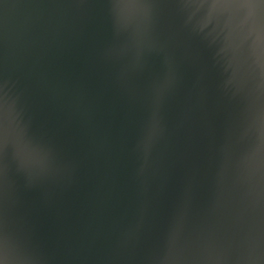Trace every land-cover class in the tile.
Returning <instances> with one entry per match:
<instances>
[{"label": "water", "instance_id": "1", "mask_svg": "<svg viewBox=\"0 0 264 264\" xmlns=\"http://www.w3.org/2000/svg\"><path fill=\"white\" fill-rule=\"evenodd\" d=\"M0 264H264V0H0Z\"/></svg>", "mask_w": 264, "mask_h": 264}]
</instances>
